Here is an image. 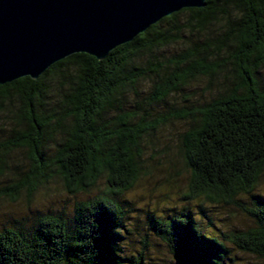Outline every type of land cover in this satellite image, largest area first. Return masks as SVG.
Instances as JSON below:
<instances>
[{"label": "trees", "instance_id": "16d2710c", "mask_svg": "<svg viewBox=\"0 0 264 264\" xmlns=\"http://www.w3.org/2000/svg\"><path fill=\"white\" fill-rule=\"evenodd\" d=\"M214 25L219 33L205 42L192 41L168 59L157 56L186 31ZM263 70L264 0H207L205 7L183 8L153 23L102 60L76 53L36 80L26 76L0 85V123L9 126L0 144V176L8 151L28 152L31 163L0 187V200L17 201L24 191L32 198L53 179L72 195L91 191L105 176L109 187L77 200L71 213L47 211L1 226L0 264H149L147 243L135 247L137 224L124 223L120 198L141 176L145 138L186 118L192 120L181 149L191 175L183 198L199 202L200 210L205 201L237 205L255 225L223 233L210 219L211 228L201 225L189 208L172 216L153 212L156 240L166 244L174 264H239L229 255V243L264 260V197L251 207L239 200L255 197L264 173ZM222 72H230L228 82L192 110L139 118L141 106L126 105L128 91L138 94L141 81L152 83L147 100L154 110L199 77ZM52 90L59 92L54 100Z\"/></svg>", "mask_w": 264, "mask_h": 264}, {"label": "rangeland", "instance_id": "374dc122", "mask_svg": "<svg viewBox=\"0 0 264 264\" xmlns=\"http://www.w3.org/2000/svg\"><path fill=\"white\" fill-rule=\"evenodd\" d=\"M220 29L219 26L214 25L211 26L210 30L186 31L183 39L165 47L157 56L168 59L173 54L185 49L188 43L192 41L205 42L208 38L216 36ZM261 75L264 79V70ZM228 76L231 77L230 72H222L216 78L201 76L185 86L183 92L171 96L167 105L154 106V110L150 109L147 100L152 92L150 90L152 83L150 80H144L138 87V94L134 90L128 91L125 100L126 105L129 109L141 106L139 118L146 115L147 112L152 113L155 119L169 117L177 111L187 110L186 106L192 110L208 102L213 94L228 82L226 79ZM49 85L55 88L52 83ZM58 93L57 90H52L48 96L54 100ZM111 113L114 118L118 116V112L115 110ZM191 120L192 118L174 119L145 138L141 176L135 187L120 198L123 204L124 223L129 228L137 224L132 236L137 241L135 247L142 248L141 242L147 243L149 264H174V259L166 244L156 240L153 229H151L153 222L150 220V216L153 212L155 215L172 216L182 209L187 210L189 208L192 209L193 215L201 222V225L211 228L210 225L207 226L210 219L223 233L255 225L254 219L237 205L230 204V206L223 203L222 206L215 204L216 207H213V204L205 201L203 203L205 208L200 210L196 206L199 202H187L183 198L191 174L185 165L181 144L182 135L191 125ZM8 132V124L0 123V144H3L7 139ZM5 159L8 165L6 171L0 176V187L13 181V174L17 177L18 174L16 173L27 171L31 166L29 153L22 150L6 152ZM108 188L107 176H105L91 191L72 195L65 189L62 181L53 179L48 184L40 186L32 198L27 197V192L24 191L17 201L12 202L7 198L1 199L0 227L16 224L17 221L23 219L31 220L38 214L47 211L71 213L77 200L94 197ZM253 194L255 197L251 195L241 196L239 198L240 204L251 207L253 201L264 197V173ZM173 211L175 212L173 213ZM137 217L140 219L138 223L135 222ZM122 234L121 241L125 246L128 243L129 235L126 232ZM228 247L230 248L229 255L235 258L239 264H264L263 259L244 253L231 243L228 244Z\"/></svg>", "mask_w": 264, "mask_h": 264}, {"label": "water", "instance_id": "95a60500", "mask_svg": "<svg viewBox=\"0 0 264 264\" xmlns=\"http://www.w3.org/2000/svg\"><path fill=\"white\" fill-rule=\"evenodd\" d=\"M207 0H0V85L76 53L104 59L153 23Z\"/></svg>", "mask_w": 264, "mask_h": 264}]
</instances>
